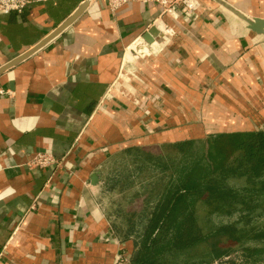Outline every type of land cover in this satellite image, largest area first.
<instances>
[{
  "label": "crops",
  "instance_id": "0c3cea01",
  "mask_svg": "<svg viewBox=\"0 0 264 264\" xmlns=\"http://www.w3.org/2000/svg\"><path fill=\"white\" fill-rule=\"evenodd\" d=\"M254 18L264 21V0H201L177 19L154 3L112 11L107 0H34L0 14L10 90L0 96V264H132L137 235L119 233L109 199L124 187H106L103 169L117 153L264 134V25L252 30ZM159 19L173 34L156 35L133 68L127 48L148 46ZM36 151L62 161L27 165Z\"/></svg>",
  "mask_w": 264,
  "mask_h": 264
},
{
  "label": "rangeland",
  "instance_id": "374dc122",
  "mask_svg": "<svg viewBox=\"0 0 264 264\" xmlns=\"http://www.w3.org/2000/svg\"><path fill=\"white\" fill-rule=\"evenodd\" d=\"M138 52L133 53L129 65L145 57L140 55L141 49ZM133 68L130 71L134 72ZM132 74H128L131 81L136 78ZM232 139L235 137L194 140L179 147L164 145L114 155L102 175L106 187H124L121 194L109 197L119 233L140 236L156 196L169 184L179 183L185 171L188 186L196 195L186 199L176 216L183 218L192 210L190 232L205 238L187 255L172 258V263L184 264L188 256L189 260L205 259L207 264H264V177L254 179L252 163L234 161L238 151ZM206 183L220 184L223 193L213 198L208 189L198 192ZM242 186L260 190L248 192ZM228 190L232 193L226 195ZM217 251L222 253L215 256Z\"/></svg>",
  "mask_w": 264,
  "mask_h": 264
},
{
  "label": "trees",
  "instance_id": "16d2710c",
  "mask_svg": "<svg viewBox=\"0 0 264 264\" xmlns=\"http://www.w3.org/2000/svg\"><path fill=\"white\" fill-rule=\"evenodd\" d=\"M192 141H179L173 144V147H179L185 143ZM231 143L235 150L239 152L234 157V161L239 159L245 160L247 163L253 164V171L256 176L254 179L264 177V134L250 133L244 138L232 139ZM242 162H238L236 168H240ZM236 168L234 170H236ZM233 170V171H234ZM188 173L183 172L179 183L169 184L156 197V201L152 205L149 216L146 220L144 232L134 239V249L131 255L132 264H176L172 263V258L176 255H187L188 251L196 246L199 241L205 237L194 236L190 229L193 225L194 217L186 214L183 218L176 216L181 210L187 198L196 193H192L188 186ZM172 180V178H171ZM218 183L205 184L198 187V192L210 190V197H215L223 192L219 190L221 187ZM245 191H259V188L242 186ZM228 195L232 190H228ZM225 193V192H224ZM218 207V206H216ZM215 256L222 252H214ZM185 256L184 264H207L205 259L189 260ZM193 262V263H192Z\"/></svg>",
  "mask_w": 264,
  "mask_h": 264
},
{
  "label": "built area",
  "instance_id": "2783aa9c",
  "mask_svg": "<svg viewBox=\"0 0 264 264\" xmlns=\"http://www.w3.org/2000/svg\"><path fill=\"white\" fill-rule=\"evenodd\" d=\"M33 1L34 0H0V14H7L9 12L20 13ZM129 2L154 3L158 6L160 15L167 14L175 19L182 15L185 17L193 16L201 4V0H107V5L110 10L114 11ZM158 23L159 29L157 36H160V34L162 36L173 34L172 27L167 25L164 21L159 19ZM149 45L147 46L148 48ZM8 94H10V90L0 84V96ZM61 161V158L55 157L50 152L36 151L27 161V165L38 168H46L52 165H58Z\"/></svg>",
  "mask_w": 264,
  "mask_h": 264
},
{
  "label": "water",
  "instance_id": "95a60500",
  "mask_svg": "<svg viewBox=\"0 0 264 264\" xmlns=\"http://www.w3.org/2000/svg\"><path fill=\"white\" fill-rule=\"evenodd\" d=\"M85 6V2H83L82 4H80L75 10L74 12H72L61 24H59L47 37H45L41 42H39L36 46L28 49L26 52H24L23 54H21L20 56H18L17 58H15L12 62H10L9 65L15 64L16 62H18L19 60H21L22 58H24L25 56L29 55L30 53H32L34 50H36L37 48H39L41 45H43L46 41H48L49 39L53 38L56 34H58L59 32H61L65 27H67L78 15L79 13L82 11L83 7ZM248 21V25L252 30H255L257 32H261V26L264 25V21L259 19V18H254L252 20H247ZM157 35V30H155L154 28L150 29L149 32H147V34H145L143 36V41L148 43V45L155 39V36Z\"/></svg>",
  "mask_w": 264,
  "mask_h": 264
},
{
  "label": "bare ground",
  "instance_id": "6f19581e",
  "mask_svg": "<svg viewBox=\"0 0 264 264\" xmlns=\"http://www.w3.org/2000/svg\"><path fill=\"white\" fill-rule=\"evenodd\" d=\"M145 45V44H144ZM143 45V43H142V41H136V42H134V44L132 45V48H134V49H141L142 47H144L146 50H148L149 52H150V50H149V48L145 45L144 46ZM143 49V48H142ZM126 51H129V52H131L132 53V55H133V53H135L136 51H134L133 49H130L129 47L127 48V50ZM127 53V52H126ZM128 54V53H127ZM126 54V55H127ZM128 57L130 56V54H128L127 55ZM126 58V57H125ZM130 58V57H129Z\"/></svg>",
  "mask_w": 264,
  "mask_h": 264
}]
</instances>
